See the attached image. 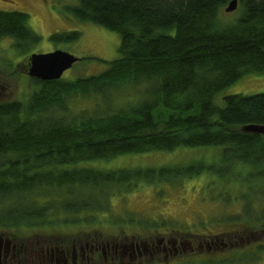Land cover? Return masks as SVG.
<instances>
[{
  "label": "trees",
  "instance_id": "16d2710c",
  "mask_svg": "<svg viewBox=\"0 0 264 264\" xmlns=\"http://www.w3.org/2000/svg\"><path fill=\"white\" fill-rule=\"evenodd\" d=\"M64 1L61 13L118 33L120 57L74 80L31 78L39 89L26 102H0V234L68 239L69 230L99 224L96 216L114 213L116 197L142 184L178 186L204 174L221 180L217 198L244 203L233 216L239 220L218 223L263 226L264 135L243 128L264 126V93L229 95L223 106L215 98L264 73V0H238L231 20L223 13L233 0ZM29 21L25 12L0 11V41L12 39L28 54L42 40ZM80 39L79 31L50 36L55 44ZM123 88L131 93L110 109ZM72 99L107 107L75 113ZM180 148H218L220 157L146 169L94 166ZM263 253L258 246L201 264H257Z\"/></svg>",
  "mask_w": 264,
  "mask_h": 264
},
{
  "label": "rangeland",
  "instance_id": "374dc122",
  "mask_svg": "<svg viewBox=\"0 0 264 264\" xmlns=\"http://www.w3.org/2000/svg\"><path fill=\"white\" fill-rule=\"evenodd\" d=\"M66 3L64 0H0V11H21L29 14L31 29L42 38L41 42L28 54H23L21 50H18L12 39L0 41V102L11 100L26 102L32 93L39 89V84L32 81L28 75L29 59L32 54H47L61 50L79 58L80 61L64 73L63 78L68 80L98 74L107 68L106 62H111L120 57V35L100 26L79 22L72 16L61 13L59 7ZM234 12L227 13L224 9L223 16L225 19L231 20L235 17ZM73 31L81 32V39L78 42L55 44L50 40V36L54 33ZM128 89L123 88L114 93L110 109L124 101L121 95L131 93V90ZM259 93H264V73L244 76L220 92L215 98V103L218 106H223L226 96ZM68 104L75 113L80 110L93 111L95 108L107 107L102 100L95 99H72ZM217 149L180 148L173 152L154 151L147 154H129L119 156L108 162L96 163L94 166L106 169H146L189 163L200 159L213 163L220 157V150ZM87 166L90 167L92 164ZM221 186V180L205 174L187 180L178 186L142 184L125 198L116 197L113 200L114 213L96 216L95 220L99 221V224H89L71 229L69 230L71 232L65 236L64 233L53 235L71 239L82 236L86 231L102 230L111 233L116 231V226L125 224V220H132L135 217L159 221L171 220L173 226L184 228L187 232L189 230L200 232L203 227L218 228L220 225L216 223L217 221L227 218L239 220L233 216H240L244 210L242 206L244 203L234 199V193H231L230 197L233 199L229 203L225 199L217 198ZM238 194L236 193V195ZM226 204L229 206L226 207ZM85 217L87 219L92 218L91 216ZM122 229V227H117V231ZM220 230L219 227L216 232ZM237 230H239L237 237L244 239L239 246L246 248L253 243H258V246L264 245V225L253 229L254 231L247 230L244 225H239ZM252 233L257 234V242L252 238H250L252 240H248L247 237ZM19 236L21 238L15 240L18 246L28 249V252L22 255L20 262L22 264H40L39 261L29 256V252L30 250H39L44 246V241L51 240V237L44 239L42 237L44 235L29 232L24 236ZM257 264H264V253Z\"/></svg>",
  "mask_w": 264,
  "mask_h": 264
},
{
  "label": "flooded vegetation",
  "instance_id": "af4514ba",
  "mask_svg": "<svg viewBox=\"0 0 264 264\" xmlns=\"http://www.w3.org/2000/svg\"><path fill=\"white\" fill-rule=\"evenodd\" d=\"M124 223L111 233L86 231L71 239L47 240L39 250H30L29 256L40 264H201L226 259L247 249L256 251L258 247V243L246 248L239 246L244 239L237 237V229L242 225L238 223L216 222L221 228L217 232L218 228L203 225L200 232H187L173 226L171 220L143 217ZM117 227L123 229L117 231ZM247 238L257 242L258 236L252 233ZM12 243L15 247L7 249L5 243L0 242V264H22V255L28 249L18 246L14 240Z\"/></svg>",
  "mask_w": 264,
  "mask_h": 264
},
{
  "label": "water",
  "instance_id": "95a60500",
  "mask_svg": "<svg viewBox=\"0 0 264 264\" xmlns=\"http://www.w3.org/2000/svg\"><path fill=\"white\" fill-rule=\"evenodd\" d=\"M237 8L238 0H233L229 3L225 11L227 13H233ZM79 61V58L61 50H55L47 54L35 53L32 54L29 59L28 75L31 78L45 82L60 80L64 73ZM243 131L246 133L264 135V126L248 125L243 128ZM0 242H4L7 249L15 247L9 236L0 234Z\"/></svg>",
  "mask_w": 264,
  "mask_h": 264
}]
</instances>
